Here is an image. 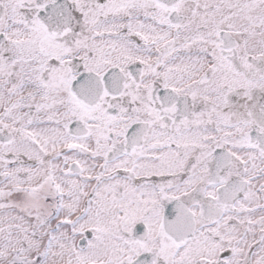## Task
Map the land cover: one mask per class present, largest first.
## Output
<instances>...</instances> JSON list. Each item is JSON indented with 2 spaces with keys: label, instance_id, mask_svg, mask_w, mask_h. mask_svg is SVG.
<instances>
[{
  "label": "snow or ice",
  "instance_id": "obj_1",
  "mask_svg": "<svg viewBox=\"0 0 264 264\" xmlns=\"http://www.w3.org/2000/svg\"><path fill=\"white\" fill-rule=\"evenodd\" d=\"M0 264H264V0H0Z\"/></svg>",
  "mask_w": 264,
  "mask_h": 264
}]
</instances>
